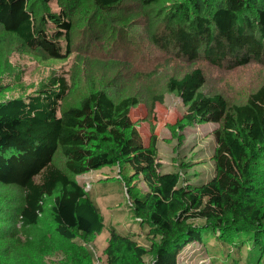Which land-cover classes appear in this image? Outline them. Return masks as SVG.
Instances as JSON below:
<instances>
[{"label": "trees", "instance_id": "obj_1", "mask_svg": "<svg viewBox=\"0 0 264 264\" xmlns=\"http://www.w3.org/2000/svg\"><path fill=\"white\" fill-rule=\"evenodd\" d=\"M36 1L0 0V30L19 46L40 50L52 60L68 58L72 21L66 9L82 0H60L61 13L46 11L38 20ZM89 1L97 11L107 12L125 0ZM136 2L148 28L154 30L159 19L162 22L150 33L153 43L171 48L188 62L202 56L217 66L224 61L230 66L264 63V0ZM203 84L199 68L166 84L186 107L184 125L219 124L213 131L212 177L185 184L178 173L160 170L153 143L145 146L130 117L136 96L114 100L103 89L91 88L76 105L63 106L67 93L58 78L24 97L0 99V184L23 190L19 222L37 225L41 216H48L54 233L65 240H91L104 228L89 193L54 164L59 152L72 175L126 167L127 189L138 177L147 186L139 196L128 195L137 231L147 245L109 226L105 264H178L185 246L205 244L210 237L236 250L247 244L254 259L260 256L263 261L264 204L256 164L264 158V84L244 103L232 106L221 94L202 93Z\"/></svg>", "mask_w": 264, "mask_h": 264}, {"label": "rangeland", "instance_id": "obj_2", "mask_svg": "<svg viewBox=\"0 0 264 264\" xmlns=\"http://www.w3.org/2000/svg\"><path fill=\"white\" fill-rule=\"evenodd\" d=\"M76 6L65 8L72 21L71 49L66 59L52 60L40 50L21 47L0 30V90L4 89L0 99L24 97L58 78L63 79L67 93L63 106L76 105L91 88L103 89L114 100L136 96L138 103L131 108L130 117L145 146L154 144L160 170L178 173L184 184L211 178L216 148L213 131L219 124L184 125L186 107L175 92L168 91L167 81L199 68L204 76L202 93L221 94L229 106L238 105L264 84V63L252 60L230 66L224 61L217 66L202 56L188 62L171 48L162 49L153 43L150 33L157 32L162 22L159 19L154 30L148 28L147 16L136 0H125L107 12L97 11L89 0ZM61 7L60 0H37L33 11L38 20L46 11L61 13ZM53 162L89 193L100 210L104 228L86 241L61 238L44 215L37 225L23 226L18 217L23 190L0 184V264H105L109 226L147 245L137 231L128 196L147 191L141 177L134 178L127 189L130 170L126 167H102L72 175L63 167L59 152ZM256 178L260 203L264 204V158L256 164ZM249 248L247 244L239 250L225 247L210 237L205 244L185 246L178 264H264L260 256L254 259Z\"/></svg>", "mask_w": 264, "mask_h": 264}]
</instances>
